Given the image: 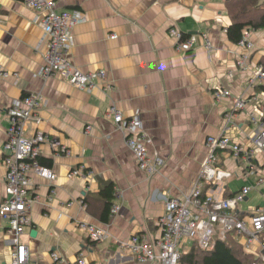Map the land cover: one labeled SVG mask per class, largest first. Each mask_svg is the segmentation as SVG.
I'll return each mask as SVG.
<instances>
[{
  "label": "crops",
  "instance_id": "1",
  "mask_svg": "<svg viewBox=\"0 0 264 264\" xmlns=\"http://www.w3.org/2000/svg\"><path fill=\"white\" fill-rule=\"evenodd\" d=\"M54 3L57 11L76 10L85 16V22L72 31L74 46L67 55L70 63L82 72L104 70L106 80L86 93L62 80L36 77L47 50L38 24L41 15L19 0H0V71L9 75L0 79V203L5 196L2 157L9 127L7 107L22 96L37 94L47 106L33 112L24 135L31 138L41 131L65 144L70 154L55 157L47 145L41 147L40 159L49 162L56 179L50 183L30 175L29 193L37 201L28 210L31 223L20 239L30 262L52 264L50 254L58 253L76 264L82 253L88 264H140L121 250L119 243L134 234L158 231L156 220L164 214L165 200L188 195L209 153L205 140L222 135V115L231 108L232 98L242 96L246 105L236 114L227 136L248 145L255 132L249 119L256 115L257 106L264 108V92L248 89L249 71H238V63L245 58L244 64L252 71L264 67V29L248 34L250 49L232 44L225 33L230 19L224 0ZM169 28L189 36L204 34L212 49L207 51L198 44L188 53H177L167 35ZM111 35L115 38L110 39ZM216 89L228 90L231 99L216 101L212 96ZM110 108L124 118L140 114L143 130L152 140L150 152L164 159L154 176L137 168L124 144V133L106 114ZM86 127L91 128L88 134ZM220 159L224 161L221 169L231 177L214 184L207 195L220 199L234 178L255 185L256 176H243V165L224 154ZM251 162L264 172L261 152L256 151ZM79 166L84 167L85 177L69 178L70 169ZM109 182L114 184L113 204L119 210L107 224H101V203L95 195ZM255 190L264 191V185ZM84 196L88 201L85 208L81 205ZM249 213H241L242 219L247 220ZM81 223L105 229V238L89 242L78 229ZM7 230L8 222L0 217V264L11 262ZM228 236L245 255L259 259L264 252V235L247 250L243 238Z\"/></svg>",
  "mask_w": 264,
  "mask_h": 264
},
{
  "label": "built area",
  "instance_id": "2",
  "mask_svg": "<svg viewBox=\"0 0 264 264\" xmlns=\"http://www.w3.org/2000/svg\"><path fill=\"white\" fill-rule=\"evenodd\" d=\"M19 1L25 7L40 13L38 24L47 41L44 63L35 73L36 77L44 81L62 80L86 93L92 92L106 80L104 70L82 72L74 67L67 57L74 46V27L85 22L82 12L57 11L54 0ZM167 35L174 41L173 47L177 53H188L198 44L207 51L212 49L211 41L204 34L187 36L175 28H169ZM247 37L248 35H245L236 46L243 50L250 49ZM114 38V35L110 36V39ZM244 61L245 58L240 59L238 71H249L246 80L248 89H260L264 92V67L258 66L252 71ZM7 76L8 73L0 71V79ZM228 77H233V72L230 71ZM212 96L216 101L232 97L226 89H216ZM245 105L246 99L242 96L232 98L231 108L222 116L223 133L229 130L232 120L238 112L244 110ZM46 106L47 102L40 96L30 94L13 100L7 107L9 127L5 133L2 157V165L5 168V196L0 203V217L8 222L7 232L12 246L10 264H33L30 262L27 247L20 240L31 223L28 210L37 201V198L29 193L32 189L30 175L39 176L50 183L56 179L51 169L39 163L41 147L47 145L55 157L70 154L65 144L41 131H37L31 138L24 135V126L33 117V112ZM106 114L113 117L116 129L124 133V144L132 153L137 168L148 177L158 173L164 165V159L150 152L152 140L143 130L140 114L135 113L132 117L124 118L113 108ZM255 114L249 119L256 130L248 138V145L232 143L225 136L206 138L209 153L188 195L184 198L165 200L164 214L156 220L158 231L132 235L128 240L119 243L121 250L135 256L140 264H180V256L189 244L196 243L202 250H211L217 241L224 242L227 235L231 234L233 238H243V247L247 250L264 235V206L250 210L246 221L236 210L251 188L243 186L231 199L203 195L207 184L213 185L231 177L217 167L218 151H227L231 158L240 162L245 171L244 177L256 176L254 188L264 185V172L257 169V164L251 162L256 151L264 155V129L261 121L264 119V108L257 106ZM90 130V127H86L85 133L88 134ZM68 177H85L84 167L71 168ZM81 205L85 208V204L81 202ZM118 210V207L113 206L112 216ZM78 229L87 235L89 242H100L106 236L105 229L93 224L81 223ZM50 258L52 264H70L58 253H51ZM76 264H88L82 253H79ZM253 264H264V252Z\"/></svg>",
  "mask_w": 264,
  "mask_h": 264
},
{
  "label": "trees",
  "instance_id": "3",
  "mask_svg": "<svg viewBox=\"0 0 264 264\" xmlns=\"http://www.w3.org/2000/svg\"><path fill=\"white\" fill-rule=\"evenodd\" d=\"M224 8L226 15L230 19V24L225 30V33L228 41H230L232 44L238 45L243 40L245 35L264 29V0H224ZM24 97L26 96H22L21 98ZM233 120L227 132H230L232 129ZM261 121L264 122V119ZM227 132H222V135L220 136L229 138L232 143L242 144L239 141L236 142L232 140L229 136H227ZM205 147L207 148L206 140ZM216 154L218 156L217 167L224 172V170L221 169L220 155L224 154L230 158L231 155L227 151H218ZM235 162L242 166L240 162L236 160ZM39 163L43 167L49 168L50 166L49 162H44L42 159H39ZM211 188H214V184H207L203 189V195H205L206 192ZM226 188L227 189L225 190L224 195L221 197L222 199H231L238 193L227 192L228 187ZM95 196L101 203V211L98 215L99 222L101 224H107L112 217L111 210L114 206V184L111 182L104 184ZM81 202L86 206L88 204L87 197L84 196L81 199ZM186 247L187 250H183L180 256V264H249L247 261L249 259H252L251 264H253L258 261V259H254L248 255H245L242 252L240 245L233 242V240L228 235L224 242L217 241L211 250H202L197 246L196 243L189 244Z\"/></svg>",
  "mask_w": 264,
  "mask_h": 264
},
{
  "label": "rangeland",
  "instance_id": "4",
  "mask_svg": "<svg viewBox=\"0 0 264 264\" xmlns=\"http://www.w3.org/2000/svg\"><path fill=\"white\" fill-rule=\"evenodd\" d=\"M221 163L224 165V161H222ZM245 184L246 182H244L243 180L234 178L228 182V185H229L228 190L232 193L237 192ZM245 186L252 188L251 192L248 195V201L245 203L244 202L239 203L236 207V210L241 213H247L250 210L255 209V207H263L264 206V191L260 190L258 192L257 190H255L253 185H245ZM184 250H187V247ZM247 261L249 262V264H251L252 259H249Z\"/></svg>",
  "mask_w": 264,
  "mask_h": 264
}]
</instances>
